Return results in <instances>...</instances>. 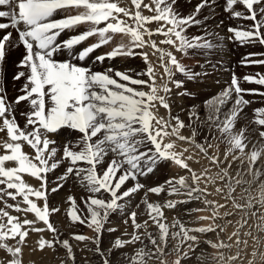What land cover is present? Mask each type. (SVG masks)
Here are the masks:
<instances>
[{
  "label": "snow or ice",
  "instance_id": "obj_1",
  "mask_svg": "<svg viewBox=\"0 0 264 264\" xmlns=\"http://www.w3.org/2000/svg\"><path fill=\"white\" fill-rule=\"evenodd\" d=\"M177 2L0 0V18H7V22L0 21V185H6L0 188V201L4 203L0 207V264H25L29 233L45 231L51 232L53 239L40 237L29 251L34 254L47 248L55 252L59 245L66 254L60 264H76L72 245L68 239L59 238V229L50 220L61 209L50 207L49 194L59 192L70 181L87 195L80 197V203L69 195L65 215L70 224L85 225L94 234L72 233L71 238L94 245L90 251L101 258L102 264H112L109 257L113 249L126 247H131L133 254H126L121 264H193V258L194 264H243L242 255L250 256L246 264H264V108L254 109L248 124L239 126L245 107L252 103L245 95L264 97V92L241 87L240 78L233 73L228 87L205 101L208 113L204 121H200L195 106L188 112V123L172 115L173 96H191L185 89L186 82L202 75L182 63L181 57L189 55L190 50L211 51L217 47L209 38L215 34L207 30L204 35L186 34L189 28L203 23L197 17L202 9L212 7V0H200L194 12L186 16L176 9ZM241 6L243 10H238ZM223 10L234 20L252 22L246 28L229 27V40L264 45V0H225ZM152 24L156 27H150ZM85 25L78 34L60 39L66 31ZM116 36L121 37L120 42L111 51L95 56L93 64L139 56L145 64L142 71L112 66L95 70L82 63ZM157 36L163 39L157 41ZM92 37L97 38L95 43L77 48ZM21 48L18 71L12 79L23 78L24 83L21 94L8 101L4 87L7 66ZM65 52L67 58L56 59ZM252 55L264 53L249 57ZM153 56L155 63L150 59ZM249 57L241 63L264 64V59L253 61ZM177 74L183 79H177ZM243 80L264 86V75L259 73L255 77L246 75ZM21 103L27 105V111L20 113L25 118L23 126L16 118V107ZM229 103L231 107L224 111ZM193 120L208 128L203 142L197 140L199 130ZM249 125L256 128L250 130ZM184 129H189L190 135H183ZM65 132L69 136L61 139ZM183 144L189 147H178ZM201 159L207 160V166ZM164 164L174 165L184 174L172 175L152 187L141 182V177H148ZM57 170L61 171L56 184L49 187V174ZM25 175L36 180L38 186L26 182ZM210 187L226 203L209 199L213 195ZM237 188L243 203L238 202ZM141 191L136 210H129L124 220L132 231L125 230L122 237L126 239L117 237L103 249L101 238L110 216L124 211ZM150 194H166L167 198L152 201ZM4 197L21 200L13 204ZM192 202L203 207L187 209L189 216L205 211L210 215L190 221L174 216L169 221L165 210ZM227 202L243 213L236 222L239 226L227 235L229 242L222 237L233 223L226 219L234 215L227 210ZM7 209L25 215L21 219ZM221 209L225 211L221 213ZM28 213L34 219H28ZM141 215L146 218L140 220ZM220 220L224 223H217ZM252 220L257 221L254 230L243 232L253 241L249 253V240L242 239L241 233L245 226L251 228ZM153 226L156 231H149ZM107 231L117 229L109 227ZM209 234L215 239L207 238ZM233 247L237 249L234 254ZM85 264L92 262L86 259Z\"/></svg>",
  "mask_w": 264,
  "mask_h": 264
},
{
  "label": "rangeland",
  "instance_id": "obj_2",
  "mask_svg": "<svg viewBox=\"0 0 264 264\" xmlns=\"http://www.w3.org/2000/svg\"><path fill=\"white\" fill-rule=\"evenodd\" d=\"M217 1H219V0H217ZM220 1H221V4H222V8H221L220 12L213 11V12H210V13L209 12L205 13L204 10H201V13L199 14V16L197 18L198 19H201L203 21V23L201 25H194L193 27L189 28L188 31H187V33H186L189 37H191V36H197V35H204L205 30H207L208 33L215 34L214 36H209V38L213 40V42L217 45V47H215L211 51L199 50V49H197V50H190V54L189 55L182 56L181 57L182 63H184L185 65L189 66L194 72H200V73H202V75L198 79H196L195 81L186 82L185 89L187 91H190L192 93L191 96H185V97H176L175 95L173 96V99H175V101H176V98H177V101L178 102L180 101V103H184L186 105L184 108H185V111L187 113L189 112L190 109L193 108V106H195V111H196V109L197 110H202V111H200V115H199V117H201L200 118V121L201 122L206 119L205 117H207V113H208V110L205 107V101L209 100V98L211 99L212 97L217 96L225 88H227L228 85L231 83V79H232L233 73H235L236 76L240 78V80H241V87H243L245 89H256L258 92H264V86L257 85L255 83H249V82H246V81L243 80V77L246 76V75H252L254 77L256 76L257 73H259L261 75H264V64H259V63H241V61L245 57H249V54H253V53H255V54H261V53H264V45H261L259 43H253V44L245 43V44H241L240 42L235 41V40H226L227 43H230L231 44L229 46V48L226 49V45H224V44L222 45L221 38L229 37L230 35H232V34L228 33L227 29L229 27H240V26H244L246 28L252 22L251 21H247V20H242V19L234 20V19L230 18L229 14L226 13L223 10L224 9V4H225V0H220ZM190 2H191V0L190 1L189 0L188 1L187 0H183V1L182 0H178V2H177V4H176L175 7H176V9L182 15H185L186 16V15L192 14L194 12V11L193 12H188V14H187V12L185 11V5H189ZM182 4H183V6H182ZM238 10H243L242 6ZM204 17H207V20H204ZM214 18H219V19H221V21L223 20L222 22H225V23H223L225 25V27H223V29L221 30L220 33L219 32H215L214 29H212L213 27L211 28V26H210V28H208L209 27L208 26L209 21L212 20V19H214ZM218 24L219 23L216 24L215 29L217 27L222 26V25H220V24L218 25ZM85 27H87V26L85 25V26H82L81 28L75 30L74 33H73V35L78 34L80 31H83ZM118 39L121 40V37L120 36H116L115 37V40H114V43L115 44L117 43V40ZM120 40H118V41H120ZM84 43H88V45H89V44L93 43V41L88 40V41H86ZM115 44H110L108 47H106V49H105V46H104L103 52H109V51H111L112 47ZM17 52L19 54L18 58L20 60L21 57H22L23 50L22 49H19V50H17ZM101 53H102V50H99V52L94 53L91 56L92 57H95L96 55H99ZM193 53H195V54H193ZM201 53H203V54H201ZM226 56H229V58H226ZM249 59L250 60H253V61L262 60V59H264V55H252V56L249 57ZM223 61H226V62L229 61V63L231 64L230 69L227 70L225 68H220V65L222 63H224ZM109 62H110L111 65H115L117 63H118V65L120 64L119 67L117 68L119 70L130 69V68L134 70V68H136L138 65L139 66L141 65V67H140L141 69L139 71H142L145 68V66L143 65L144 64L143 59L141 57H139V56H135V57H127V58L117 57L116 59H113V60H105V62L103 64H100L99 63L100 64L99 65V70H103L104 68H107L105 66ZM154 62H156V58H155ZM10 64H11V62H10ZM201 65H203V67H201ZM100 66H102V67H100ZM12 67L13 66H11V68ZM142 67H144V68H142ZM161 73H162V71H161ZM203 73H207V75H204ZM8 74H9V72L6 71V77L8 76ZM12 76H13V73H12L11 77L8 78V83L9 84L7 83V88H6L8 101H13L18 95L21 94L19 90L23 86V83L22 82H24L22 80L23 78L21 79V81L19 80L20 82L19 81H14L12 79ZM176 78L177 79H183V77L180 76L179 74H177V77ZM213 81L217 82L218 84L220 83V87L221 88H220L219 92H217L215 94H209L208 91H210L209 90L210 84ZM158 82H159V80H158ZM185 89H181V91H183ZM216 90H218V89L217 88L216 89H212L211 92L212 91H216ZM207 94L209 95V97H207L208 96ZM245 99H248V100L252 101V103L245 107L244 112L242 113V115L240 117L239 126H243L245 124H248V122L253 118V110L254 109L264 108V97H262V96H260L258 94L245 95ZM178 102L174 104L175 106H172V115H174V116L175 115L181 116V114H182L183 116H182V118L181 117L180 118L182 120L185 119L184 120L185 123H188L189 118H186V114H184L180 110H177L178 109L177 107L180 105ZM230 107H231V103H229L225 107L226 109L224 108V111H227L228 108H230ZM25 111H27V105L25 103H21L19 106L16 107V118H17V120H18V122H19V124L21 126H23V124L25 122V118L23 116H21L20 113L21 112H25ZM177 112H178V114H177ZM160 114L163 115V110H160ZM192 122H193V126L194 127L195 126H198V128H200V130L198 129L199 132L202 131L201 132L202 134L199 133V135L197 137V140H198V142H203V137L205 135H208L209 134L207 126L204 125V124H202V123H200V122H197L195 120H193ZM249 127H250V130L251 129H255L256 128V125H249ZM182 133H183V135L186 134V133H187L186 135H190V130L189 129L182 130ZM213 143H215V142L213 141ZM183 145H185V147H189V145H186V144H183ZM179 146H181V145H178V147ZM223 148H224V146L221 145V151H223ZM26 150H29V149L26 148L25 151ZM190 150L191 151H195V149H193V148L190 149ZM201 160H203L202 161V164L205 165V166H207L206 165L207 164L206 160L205 159H201ZM169 168H170L169 167V164L161 165V166H159L158 170H156L153 174H150L148 177H141L140 178L141 179V182L142 183H145L148 187H152V186H156L157 184H161L167 178L170 177V174H169L170 172L169 171L171 169H169ZM214 170L215 169H213V171ZM60 171L61 170H57L56 172L49 174V177H48V179H49V187L55 186V184H56V177L60 174ZM130 184H131V182H129V186H130ZM5 187H6V185H0V188H5ZM209 191H212L215 194V192L213 191V189H211V187L209 188ZM53 194H54V202L51 201L52 202L51 203L50 200H49L50 207H52V206H56L57 207L58 206L61 209V211L59 213L53 214L50 217V220L54 223V225L58 229L61 228V229H59V232L66 231V235L67 236H72V233H77V232H78L77 234H82V235L89 236V237L93 236V232L88 227H86L85 225H81L79 223L70 224L69 219L64 214L66 212V209L69 207V205L66 203L67 196H69V195L75 196L77 198V202L80 203V197L81 196H86L87 195V192L83 188H81L78 184H73L72 182L71 183L68 182L64 186L63 189H61L59 192L53 193ZM53 194L51 193L50 195L53 196ZM236 194H239L240 195V189L239 188H237V193ZM142 196H143V191H141L140 193L134 195L132 197L131 201L126 205V208H125L124 211H118V212H116V213H114V214H112L110 216V218H109V221L110 222H108V224L122 222V221L124 222V220L127 219V212L129 210H136L135 209V205L137 203H139V201H140V199H141ZM19 198L20 197H17L18 202L21 200V198L20 199ZM165 198H167L166 197V194H161L160 197H157L155 195L150 194V199L152 201H157V200L162 201ZM4 199L5 200L7 199V201L9 203H13V204L17 203V200L16 201H12L8 197H4ZM238 199H239V197H238ZM221 200H223V199H221ZM63 201H65V203ZM240 201H241L240 203H243L244 202L242 200H240ZM1 202L3 203V201H0V205H1L0 207H4V205H3L4 203L1 204ZM225 202L226 201L224 200L223 203H225ZM228 203H230V202H227V204ZM38 204H41L42 205V201L38 202ZM230 204H228L227 210H231L232 209V211L234 212V210H235V212H234V215L233 216L228 217L226 219H231L232 221L233 220L235 221V222L233 221L232 225L229 226V227H231V226L232 227L231 228H228L230 230V232L232 233L236 229V227H238V224H236V222L240 220V218L243 215V213L240 212L239 210H236V209L231 208L232 206ZM229 205L231 206L230 207L231 209L229 208ZM80 206L83 207L82 204H80ZM196 207H203V205H201L199 202H192V203L186 204V206H184L183 208L182 207H178L179 208L178 210L177 209H175V210H169V211L168 210H165V214L169 218V221H171V219L174 216H180L185 221H190L192 219L193 220L195 219L194 218L195 215L197 217L199 215L200 216H203V215L207 216V214H210V212L207 213L206 211L205 212H200L201 214L199 212H197L195 214H192L193 216L192 215L191 216H187L188 218L187 217H183L181 215V213H184L187 209L196 208ZM7 210L9 212L11 211L12 214L14 213L13 215H20V216L22 215L21 219H23V216L25 215V214L16 213L14 211V209H10V210L7 209ZM11 212H10V214H11ZM198 213H199V215H198ZM203 213H205V214H203ZM28 215H33V214L28 213ZM235 215H236V217H235ZM191 217H192V219H191ZM27 218L29 219V216ZM145 218L146 217L143 216V215H141L139 217L140 220H143ZM205 223L207 224L208 222H205ZM205 223H204V221H202L201 224H205ZM256 223H257V221H255V220L249 221V224L251 225V228L248 227V226H245L244 229L245 230H248V231L254 230ZM39 225L41 227H43L42 224H39ZM39 225H38V227H40ZM62 226H64V227H62ZM69 229H70V231H69ZM231 229H233V230H231ZM244 229L242 231H244ZM125 230L128 231V232H131L132 231V228L130 226V223H129V225L125 226L124 231ZM149 231L155 232L156 229L153 226V227H150L149 228ZM31 234L29 233V236L30 237H33L35 235L34 236L35 239L33 238L34 240H36V239L38 240L40 238V235H41V233L34 234V235H31ZM42 234L43 235H41V237L43 236L45 239H48V240H51L52 239V235L53 234L51 232L46 231V232H42ZM255 234H256V232L253 231V235H255ZM242 235L243 234L241 233V238L243 237L242 239H246V238L248 239L249 238V237H245V236H242ZM29 236H28V238H26L27 242H28V240H30L29 239L30 238ZM224 236H225V234H222V237L223 238H224ZM211 237H214L213 239H215V236H213L211 234H209V236L207 238H211ZM68 239H69V242L72 243V247H74L73 249L80 251V254H83V253H84V255L85 254L86 255L92 254V251L90 252V249H92L94 247V245H92L90 242L85 241V242H82L81 243L79 241L73 240L71 237H68ZM102 239H101V247L104 248V245L102 244ZM113 239H115V238L113 237ZM249 239L248 240L250 241V243H252L251 246H249V248H248V251L250 253L251 248L253 246V241L251 240V238H249ZM13 242L15 243V241H10V243H13ZM73 242H75V243H73ZM77 242H78V244L80 243L79 246L82 245L83 248H82V246H80L81 247L80 248L78 246ZM145 242H147V241H145ZM112 243H113V241L111 242V244ZM85 245H87V247H85ZM87 249H88V252H86ZM235 250H237V249L235 248ZM81 251L83 253H81ZM231 253H232V251H231ZM2 255H3V252H0V256H2ZM247 258L248 257L242 256V259L244 261L243 264L244 263L246 264ZM169 259H171V257ZM120 261H124V259H120ZM83 263L85 264V261ZM193 264H194V260H193ZM237 264H241V262L240 261H237Z\"/></svg>",
  "mask_w": 264,
  "mask_h": 264
},
{
  "label": "bare ground",
  "instance_id": "obj_3",
  "mask_svg": "<svg viewBox=\"0 0 264 264\" xmlns=\"http://www.w3.org/2000/svg\"><path fill=\"white\" fill-rule=\"evenodd\" d=\"M183 1V0H182ZM188 1V0H187ZM190 1V0H189ZM146 2H147V0H146ZM200 2V0H191V2H190V4L189 5H185V11L187 12V14H188V12H193L194 10H195V8H196V6H197V4ZM181 3V2H180ZM183 3V2H182ZM189 3V2H188ZM182 6H183V4H182ZM221 8H222V4H221V1L219 0V1H217V0H212V7H210V8H205V9H202V10H204L205 11V13H207V12H213V11H216V12H220V10H221ZM144 14L145 15H150V13L147 11V10H144ZM223 21V20H222ZM217 23H219L220 25H222V26H220V27H217L216 29H215V27H216V24ZM223 23H225V22H223ZM223 23H221V19H219V18H214V19H212V20H210L209 21V24H208V28H210V26H211V28L212 29H214V31L215 32H221V30L223 29V27H225V25L223 24ZM218 24V25H219ZM150 27H153V28H155L156 27V25L155 24H152V25H150ZM211 30V29H210ZM73 33H74V31H66L63 35H62V37H66V39L69 37V36H71V35H73ZM220 38V37H219ZM155 39H157V41H159L160 39H163V37H159V36H157V37H155ZM118 40H120V39H118ZM117 40V43L118 42H120V41H118ZM226 40H229L228 39V37H224V38H221V41H222V45L224 44V45H226V49H228L229 48V46L231 45L230 43H227L226 42ZM124 42L125 43H127V38H125L124 39ZM88 45V43H84V44H82L81 46H77V48L79 49V48H81V47H86ZM161 47H168V46H166V45H162ZM146 50H148V51H151L150 49H146ZM20 52V51H19ZM97 53V52H96ZM93 55V54H92ZM96 55V54H95ZM225 55V54H224ZM18 56H19V54H18V52L17 51H15V53H14V55L10 58V60H9V63H8V66H7V72H9V74H8V76L7 77H5V83H4V87H5V90H6V88H7V83H8V78H10L11 77V75H12V73L14 74L15 72H17L18 71V69L16 68V64L19 62V58H18ZM97 56V55H96ZM223 57V56H222ZM65 58H67V53L65 52V53H63V54H58L57 56H56V59L57 60H63V59H65ZM94 58L95 57H92V56H90V58H88L86 61H84V62H82V63H84L85 65H88V66H92L95 70H99V63L97 62V63H95V64H93V60H94ZM155 58L156 57H150V59L154 62V60H155ZM226 58H229V56H226ZM135 61V60H134ZM10 62H11V64H10ZM224 63H222L221 65H220V68H225V69H230V67H231V64L229 63V61H223ZM155 63V62H154ZM124 64V63H123ZM112 66V67H114V68H118L119 67V65H118V63L117 64H115V65H111L110 64V62L109 63H107L106 64V66L105 67H109V66ZM122 65V64H121ZM144 66H145V64H143ZM11 66H13L12 68H11ZM100 67H102V66H100ZM141 67V65L139 66H137L136 68H134V70H135V72H139V70L141 69L140 68ZM142 68H144V67H142ZM131 69V68H130ZM9 70V71H8ZM158 71L159 72H161V71H163L162 69H160V68H158ZM225 72V71H224ZM216 75V74H215ZM206 77V76H205ZM220 77V76H219ZM206 79V78H205ZM228 79V78H227ZM10 80V79H9ZM23 80V79H22ZM207 80V79H206ZM213 80V79H212ZM12 81V80H11ZM21 81V80H20ZM19 81V82H20ZM24 81V80H23ZM225 81V80H224ZM22 83H24V82H22ZM223 83V82H222ZM221 83V84H222ZM9 84V83H8ZM224 84V83H223ZM218 89V90H216V91H212L211 92V90L212 89H216V88ZM220 83L218 84L217 82H215V81H213L211 84H210V88H209V90L210 91H208L209 92V94H215V93H217V92H219V90H220ZM6 92H7V90H6ZM208 95V94H207ZM212 96V95H211ZM207 97H209V95L207 96ZM180 99V98H179ZM178 99V100H179ZM210 99V98H209ZM175 100V99H174ZM178 101H177V98H176V101H175V103H177ZM174 103V104H175ZM180 105L177 107L178 109L177 110H180V111H182L184 114H186V118H189V116H188V113L185 111V104L184 103H180V101L178 102ZM172 105V106H175V105ZM187 108V107H186ZM198 108V107H197ZM200 108V107H199ZM226 109V108H225ZM161 110H163V115L165 114V110L164 109H161ZM174 110V109H173ZM176 110V109H175ZM200 111H202V110H197L196 109V112L200 115ZM177 114H178V112H177ZM182 114H181V118H182ZM201 118V117H200ZM206 118V117H205ZM185 120V119H184ZM20 121V120H19ZM189 122V121H188ZM193 123V122H192ZM197 123V122H196ZM201 123V122H200ZM203 124V123H202ZM200 125V124H199ZM204 127V126H203ZM206 127V126H205ZM202 128V127H201ZM199 130H200V128H198ZM184 130H186V129H184ZM202 132V131H201ZM201 132H199V133H201ZM205 132V131H204ZM203 132V133H204ZM185 133V132H184ZM183 134V133H182ZM187 134V133H186ZM186 134H184V135H186ZM202 134V133H201ZM69 136V133L68 132H65L64 133V136L63 137H61V139H66L67 137ZM206 136V135H205ZM187 145V144H186ZM182 146V145H181ZM184 147H185V145H183ZM190 149H192V148H189V150ZM26 151H29V150H26ZM191 151V150H190ZM196 151V150H195ZM206 160V159H205ZM202 161L203 160H201V164H202ZM206 162H207V160H206ZM205 163V162H204ZM208 163V162H207ZM207 165V164H206ZM169 169H171L169 172V174H170V176H172V175H176L177 173H179V174H181V175H183L184 174V172L183 171H181L180 169H178L177 167H175L174 165H170L169 164ZM193 167L194 168H197V169H199L200 168V165H197V164H193ZM215 171V170H214ZM168 175V174H167ZM24 179L26 180V182H28L29 184H32V185H34V186H38V182L36 181V180H34V179H32V178H29V177H27L26 175L24 176ZM69 183H71V182H69ZM70 185V184H69ZM212 189V188H211ZM74 190V189H73ZM214 191V190H213ZM237 193V192H236ZM239 193V192H238ZM51 194V193H50ZM49 194V200H50V202L52 201V202H54V194H53V196H51ZM238 197H239V194H236ZM65 197V196H64ZM68 197V196H67ZM20 199V198H19ZM33 199H34V197H33ZM64 199V198H63ZM209 199H213V200H217L219 203H221V204H223V202H224V199L223 200H221V198L218 196V195H216V194H214L213 193V195L212 196H210L209 197ZM7 200V199H6ZM223 201V202H222ZM238 201L239 202H241L239 199H238ZM17 202H18V200H17ZM38 202H40V201H38ZM37 202V203H38ZM51 202V203H52ZM64 203H65V201H63ZM226 203V202H225ZM1 204H3L2 202H1ZM56 204V203H55ZM228 204H230V203H228ZM4 205V204H3ZM60 205V204H59ZM199 205V204H198ZM231 205V204H230ZM229 205V208L232 206H230ZM1 206V205H0ZM184 206H186V204H184V205H179L178 207H184ZM58 207V206H57ZM61 207V206H60ZM177 207V210L179 209ZM228 208V207H227ZM232 208V207H231ZM230 208V209H231ZM10 210V209H9ZM169 211V210H168ZM223 211H225V209H221V213H223ZM230 211H232V209L230 210ZM11 212V211H10ZM233 212V211H232ZM234 212H235V210H234ZM200 213V212H199ZM199 213H198V215H199ZM208 213V212H207ZM206 213V214H207ZM11 214H12V212H11ZM14 214V213H13ZM12 214V215H13ZM65 214V213H64ZM170 214V213H169ZM193 214H195V213H193ZM201 214V213H200ZM203 214H205V213H203ZM202 214V215H203ZM236 214V213H235ZM28 215V214H27ZM181 215L183 216V217H187V216H189L188 214H187V212L185 211L184 213H181ZM207 215H210V214H207ZM238 215V214H237ZM20 216V215H19ZM29 216V219H34V215H28ZM27 216V217H28ZM57 216V215H56ZM193 216V215H192ZM200 216V215H199ZM203 216H205V215H203ZM239 216V215H238ZM21 217H22V215H21ZM24 217V216H23ZM235 217H236V215H235ZM125 218V217H124ZM188 218V217H187ZM194 218H196V215H195V217ZM56 219V218H55ZM61 219V218H60ZM191 219H192V217H191ZM193 220V219H192ZM58 221V220H57ZM121 221V220H120ZM234 221V220H233ZM232 221V222H233ZM110 222V221H109ZM205 222H208L209 223V221H204V223ZM218 223H224V221H222V220H220V221H217ZM235 222V221H234ZM59 223V222H58ZM201 223H202V221H201ZM124 224V222L122 221V222H117V223H112V224H107L106 225V231L105 232H103V235H102V244L104 245V248L103 249H107V248H109L112 244H111V242L112 241H114L115 239H113V237L114 238H117V237H122V233L124 232V228H125V224ZM206 224V223H205ZM237 224V223H236ZM39 225V224H38ZM37 225V226H38ZM234 225V224H233ZM40 226V225H39ZM239 226V225H238ZM27 227V226H26ZM41 227V226H40ZM62 227H64V226H62ZM109 227H111V228H116L117 229V231H115V232H109V231H107V228H109ZM232 227V226H231ZM231 227H228V228H231ZM234 227V226H233ZM227 228V232L225 233V236H224V238H225V242H229V241H227V235H230L231 234V232H230V230ZM59 229H61V228H59ZM77 229V228H76ZM234 229V228H233ZM233 229H231V230H233ZM65 230V229H64ZM67 230V229H66ZM69 231H70V229H69ZM248 230H245L244 229V231H242V234H243V232H247ZM46 232V231H45ZM65 232V233H64ZM64 232H59L60 233V235H59V238L61 239V240H63V239H68V237H71V236H67L66 235V231H64ZM73 232V231H72ZM88 232V231H87ZM32 233V234H31ZM78 233V232H77ZM30 234L31 235H34V234H39V233H35V232H30ZM70 234V233H69ZM41 235H43L42 233H41ZM41 235H40V237H41ZM51 235V234H50ZM94 235V234H93ZM35 236V235H34ZM30 237L29 239L30 240H28V242H27V244H28V247H26L25 249H24V261H25V264H30V261H35L36 262V264H60V261L61 260H63V259H66V254H65V250L64 249H62L59 245H57V247H56V251L55 252H53V250L52 249H45L44 250V252H36V253H31L30 251H29V248H31V247H34L35 246V244H36V241H37V239L36 240H34L35 239V237ZM243 236V235H242ZM43 237V236H42ZM246 237V236H245ZM244 237V238H245ZM28 238V237H27ZM34 238V239H33ZM51 238V237H50ZM122 238H126V237H122ZM205 237L204 236H201V239H204ZM214 237H211V239H213ZM243 238V237H242ZM52 239H53V235H52ZM247 239V238H246ZM249 239V238H248ZM69 240V239H68ZM72 240V239H71ZM250 240V239H249ZM14 243V242H13ZM73 243H75V242H73ZM82 243V242H81ZM71 245H72V243H70ZM77 244H78V242H77ZM80 244V243H79ZM79 244H78V246H79ZM87 244V243H86ZM251 244L252 243H250V241H249V246H251ZM75 245V244H74ZM89 245V244H88ZM80 246H82V245H80ZM79 246V247H80ZM89 247V246H88ZM92 247V246H91ZM74 248V247H73ZM81 248V247H80ZM82 248H83V246H82ZM85 248V247H84ZM241 248H243V245H241ZM80 250V249H79ZM73 251H74V253H75V257H76V264H84L83 262L87 259V260H89V261H91L92 262V264H102V261H101V258L98 256V255H96L95 253H93L92 252V254H88V255H84V253L81 251V253H83V254H80V251H78V250H75V249H73ZM208 251H213L212 249H208ZM232 254H234L237 250H235V247H233L232 248ZM86 252H88V249H87V251ZM91 252V251H90ZM132 255L133 254V249L131 248V247H126L125 249H123V250H120V249H113V252H112V254L110 255V259H111V261H112V264H121V262L122 261H120V259H125V255ZM243 256V255H242ZM248 258H250V256L248 257ZM247 258V259H248ZM193 260H194V258H193ZM242 261H243V259H242ZM241 262V261H240ZM244 262V261H243ZM245 264V263H244Z\"/></svg>",
  "mask_w": 264,
  "mask_h": 264
}]
</instances>
